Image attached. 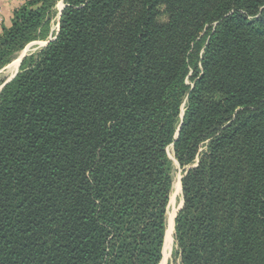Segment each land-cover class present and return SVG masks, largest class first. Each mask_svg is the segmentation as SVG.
<instances>
[{
  "label": "trees",
  "instance_id": "16d2710c",
  "mask_svg": "<svg viewBox=\"0 0 264 264\" xmlns=\"http://www.w3.org/2000/svg\"><path fill=\"white\" fill-rule=\"evenodd\" d=\"M61 1L0 90V264H160L176 166L179 264H264V0Z\"/></svg>",
  "mask_w": 264,
  "mask_h": 264
},
{
  "label": "rangeland",
  "instance_id": "374dc122",
  "mask_svg": "<svg viewBox=\"0 0 264 264\" xmlns=\"http://www.w3.org/2000/svg\"><path fill=\"white\" fill-rule=\"evenodd\" d=\"M63 6L64 5H63L61 0L58 1L56 6H55L56 16L53 17V19L50 23L49 34H48L47 40L53 39L54 38L53 36L57 32L59 12ZM45 42H47V41L35 40V41L29 43L28 45L32 44V46L28 47V45H27L4 68H2L0 70V87L4 82L9 80L15 74V73L12 74L9 71V69H8L9 66L12 65V63L14 61H16L21 55H23V54L28 55L29 53L37 52L40 48L43 47V43H45ZM180 177H181V171L176 166V171L174 173V181L177 179L180 181ZM181 203H182V194H181L180 189H179V192L175 193L174 195L171 192L170 199H169V205H168V211H167V226H166L164 245H165V240H166V235H167V230H168V228H167L168 227V216L173 212L174 217H175L176 210L180 207ZM175 250H176V246H175V241H174V230L172 229V236H171V242L169 244V249H167V250L163 249V255H162V260H161L160 264H179V259L177 256H175Z\"/></svg>",
  "mask_w": 264,
  "mask_h": 264
},
{
  "label": "bare ground",
  "instance_id": "6f19581e",
  "mask_svg": "<svg viewBox=\"0 0 264 264\" xmlns=\"http://www.w3.org/2000/svg\"><path fill=\"white\" fill-rule=\"evenodd\" d=\"M19 59H20V57L16 61H14L12 63V65H10L9 68H8L9 71L12 74H14L16 72V70H18ZM180 188H181L180 181L177 179V180H175L173 182V186H172V193H173V195L175 193H178ZM180 191H181V189H180ZM167 228H168V230H167V235H166L164 250L169 249V244L171 242L172 229H174V213L173 212L168 216V227Z\"/></svg>",
  "mask_w": 264,
  "mask_h": 264
},
{
  "label": "crops",
  "instance_id": "0c3cea01",
  "mask_svg": "<svg viewBox=\"0 0 264 264\" xmlns=\"http://www.w3.org/2000/svg\"><path fill=\"white\" fill-rule=\"evenodd\" d=\"M27 0H0V29L9 24L12 13Z\"/></svg>",
  "mask_w": 264,
  "mask_h": 264
},
{
  "label": "water",
  "instance_id": "95a60500",
  "mask_svg": "<svg viewBox=\"0 0 264 264\" xmlns=\"http://www.w3.org/2000/svg\"><path fill=\"white\" fill-rule=\"evenodd\" d=\"M64 8V6L60 9V12L62 11V9ZM59 12V13H60ZM59 16H60V14H59ZM58 21H59V19H58ZM58 30H59V24H57V32H58ZM55 38H53V39H49L47 42H45L44 44H43V46H46L49 42H51V41H53ZM30 46H32V44H30V45H28V47H30ZM27 47V48H28ZM26 48V49H27ZM26 55H21L20 56V59H19V65H18V69H19V66H20V63H21V61H22V59L25 57ZM17 73H18V70L15 72V74L9 79V80H7L6 82H4L2 85H1V87H0V90L6 85V84H8L12 79H14L15 78V76L17 75ZM172 147V146H171ZM171 159H173V157H171ZM180 186H181V177H180ZM181 189V188H180ZM182 206H183V200H182V203H181V205H180V207L176 210V214L182 209ZM175 217H176V215H175ZM175 217H174V220H175ZM174 230V229H173ZM163 249H164V244H163V248H162V255H163Z\"/></svg>",
  "mask_w": 264,
  "mask_h": 264
}]
</instances>
